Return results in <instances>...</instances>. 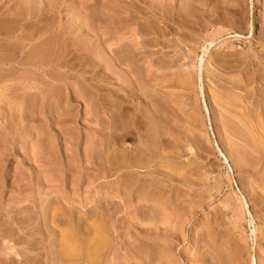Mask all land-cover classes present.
<instances>
[{"label": "rangeland", "instance_id": "1", "mask_svg": "<svg viewBox=\"0 0 264 264\" xmlns=\"http://www.w3.org/2000/svg\"><path fill=\"white\" fill-rule=\"evenodd\" d=\"M115 34L138 169L101 168L141 143ZM0 264H264V0H0Z\"/></svg>", "mask_w": 264, "mask_h": 264}, {"label": "bare ground", "instance_id": "2", "mask_svg": "<svg viewBox=\"0 0 264 264\" xmlns=\"http://www.w3.org/2000/svg\"><path fill=\"white\" fill-rule=\"evenodd\" d=\"M165 3V2H164ZM172 4V3H171ZM179 9V8H178ZM177 9V10H178ZM208 12V11H207ZM164 13V12H163ZM182 13V12H181ZM242 16V15H241ZM117 19V18H116ZM181 19V18H180ZM118 20V19H117ZM118 22V21H117ZM181 23V22H180ZM191 24H193V23H191ZM118 25V24H117ZM117 25H115V26H117ZM181 25V24H180ZM186 25V24H185ZM118 27V26H117ZM115 33H118V35H119V32H115ZM116 35V34H115ZM117 36V35H116ZM117 39H118V41H117V39H116V41L117 42H119V38H120V40H121V37L119 36V38H118V36L116 37ZM123 39V38H122ZM116 43V42H115ZM123 43V42H122ZM121 43V44H122ZM126 43V42H125ZM114 44V43H113ZM118 45L117 46H115V48H113L114 49V58H113V55H112V57L111 58H113L114 59V62H113V66H114V73H115V75H114V77L117 79V82H116V84H118V87H114L113 88V96H114V98H113V102H112V111H114L113 113H111V115H110V117H109V121H108V125L109 126H111L112 128L114 127V128H116V130L117 131H112V134L111 135H113L114 134V136L116 137V139H115V137L114 136H112V142H123V141H120V139L119 138H122V137H126V138H136V139H138L139 140V142H143L142 144L140 143L138 146H136V147H131V148H129L128 147V149H126L125 147H123V145H121L120 143L118 144V145H121V147H117V148H115V150L113 151V153H112V155H110V156H108L106 159H105V161H103V163H102V167L101 168H103V169H105V170H113L114 168H118V170H121V169H129V168H133V169H135V168H139V166H141L142 167V165H144L145 167L146 166H149L150 165V162L152 161V160H154L153 158H154V156L156 155V153H158L159 151H158V149H159V147L157 146V145H155V146H153L152 147V145H150V146H148V145H145L144 143L145 142H160V129H159V125H160V120H159V113L158 112H162V110H160V108H162L161 107V102L159 101V95H157V94H155L156 93V91H155V93L152 91L153 90V88H152V90H150L151 92H153V93H150V95H149V92L150 91H148V89H147V87L150 85V86H152L151 84H148V82H146V80H143V79H140V74L141 73H138L139 75H136V77L138 78H135V79H137V82H136V85L138 84V82H139V87L137 88L138 90H139V88L141 89V90H143V92L145 91L147 94V96L146 97H148L149 96V103H150V101L152 102V104L154 105V107L156 108L155 110H157V111H155V110H153V111H155L154 112V116H152V117H148V116H145V114H139L138 112H135V111H133L132 109H131V105L129 104V102L127 101V98H125V94H123V93H126V94H135L136 92H135V86L133 85V82H131V79L128 77H126L125 76V69H120V68H122V66H121V64L123 63V62H125L126 63V61H122V58H124L123 56H125L126 55V57H127V59L128 58H130L131 59V57H130V55L129 54H132V52H130V51H128L127 49L129 48L128 47V44H123V45H121L120 44V42L119 43H117ZM115 45V44H114ZM124 46V47H123ZM125 46H127V47H125ZM125 48H126V50H125ZM138 48V47H137ZM130 50H132L131 49V47L129 48ZM125 51V53H129L128 54V56H127V54H125V53H122V52H124ZM127 51V52H126ZM112 53V52H111ZM123 54H125V55H123ZM113 61V60H112ZM121 61H122V63H121ZM129 61V60H128ZM121 63V64H120ZM124 64V63H123ZM121 66V67H120ZM137 66V65H136ZM136 66H135V68L134 69H138V67L136 68ZM124 68V67H123ZM140 68V67H139ZM134 71V70H133ZM135 71H137L138 72V70H135ZM142 71V70H141ZM131 73V72H130ZM133 74V73H132ZM135 74H136V72H135ZM129 75H131V74H129ZM132 76V75H131ZM125 77V78H124ZM133 77V76H132ZM135 77V76H134ZM145 77V76H144ZM116 79H115V81H116ZM135 79H134V81H135ZM155 79V78H154ZM153 79V80H154ZM148 80V79H147ZM153 80H151V83H152V81ZM156 80H157V78H156ZM156 80H154L155 82H156ZM157 82H159V80L157 81ZM162 82V81H161ZM160 82V83H161ZM115 83V82H114ZM154 83V82H153ZM159 83V84H160ZM156 84V83H155ZM155 86V85H154ZM156 86H158V84L156 85ZM137 87V86H136ZM155 88H157V87H155ZM112 89V88H111ZM149 89H150V87H149ZM137 90V91H138ZM157 90V89H156ZM141 92V91H140ZM139 93V92H138ZM142 93V92H141ZM143 94V93H142ZM137 95V94H136ZM139 96H140V93L138 94ZM158 96V97H157ZM161 96V95H160ZM131 98V97H130ZM135 99V98H134ZM147 99V100H148ZM132 100V99H131ZM146 100V99H145ZM162 100V99H161ZM163 101V100H162ZM125 102H128V105H125ZM165 102V101H164ZM147 103V102H146ZM148 103V104H149ZM162 105H164L163 104V102H162ZM153 108V107H152ZM171 109V108H170ZM150 110V109H149ZM111 111V112H112ZM153 111H151V112H153ZM162 115V114H161ZM146 119V117H148L149 118V121H150V123H151V121H152V123H151V126H150V129L146 132V135L143 133V132H141L140 131V126L138 127V126H136L137 125V123H142V120L144 119V118ZM166 117V116H165ZM144 119V120H145ZM161 119H163V117H161ZM166 119V118H165ZM165 121V120H164ZM144 127V126H143ZM144 128H146V127H144ZM165 128V127H164ZM168 132V131H167ZM164 133V132H163ZM171 133V132H170ZM144 134V135H143ZM143 136H145L143 139H142V137ZM166 137V136H165ZM133 138V139H134ZM163 139V138H162ZM162 139H161V141H162ZM135 140V139H134ZM168 140V139H167ZM125 142V141H124ZM158 151V152H157ZM158 155H160V154H158ZM164 158V157H163ZM100 163V162H99ZM153 164V163H152ZM143 166V167H144ZM99 167H100V164H99ZM113 168V169H112ZM146 169V168H145ZM140 170V169H139ZM131 175V174H130ZM130 175H129V177H130ZM134 176V175H133ZM132 177V176H131ZM130 181H132V183L130 182V184H132L131 186V188H132V190L133 191H135V192H138L139 191V189H141L140 188V186H139V184H137V183H134L135 181H134V178L132 179V178H130ZM134 181V182H133ZM103 237V236H102ZM97 239V238H96ZM101 239H103V238H101ZM100 239V240H101ZM98 240V239H97ZM102 242V241H101ZM101 247V246H100ZM97 250L99 249L98 247L96 248ZM100 250V249H99ZM98 252H100V251H98Z\"/></svg>", "mask_w": 264, "mask_h": 264}]
</instances>
